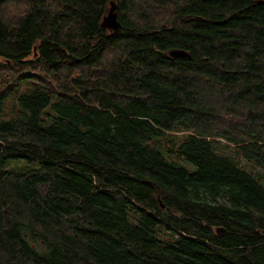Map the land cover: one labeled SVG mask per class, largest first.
Segmentation results:
<instances>
[{
  "label": "trees",
  "instance_id": "16d2710c",
  "mask_svg": "<svg viewBox=\"0 0 264 264\" xmlns=\"http://www.w3.org/2000/svg\"><path fill=\"white\" fill-rule=\"evenodd\" d=\"M0 264H264V0H0Z\"/></svg>",
  "mask_w": 264,
  "mask_h": 264
},
{
  "label": "water",
  "instance_id": "95a60500",
  "mask_svg": "<svg viewBox=\"0 0 264 264\" xmlns=\"http://www.w3.org/2000/svg\"><path fill=\"white\" fill-rule=\"evenodd\" d=\"M115 9H116L115 4L111 2L107 14L102 19V22H101L102 27L113 29V30H116L118 28L119 22L117 21V14L115 12ZM171 55L185 56L186 53L181 50H174V51H171Z\"/></svg>",
  "mask_w": 264,
  "mask_h": 264
},
{
  "label": "rangeland",
  "instance_id": "374dc122",
  "mask_svg": "<svg viewBox=\"0 0 264 264\" xmlns=\"http://www.w3.org/2000/svg\"><path fill=\"white\" fill-rule=\"evenodd\" d=\"M166 148H167V147H166ZM171 155H172V154H171ZM167 156H168V154H167ZM167 156H165V157H167ZM169 157H170V156H169ZM167 159H168V160H171V158H168V157H167ZM177 163H179V162H177ZM179 164H180V163H179ZM192 168H193V166H191V169H192Z\"/></svg>",
  "mask_w": 264,
  "mask_h": 264
}]
</instances>
